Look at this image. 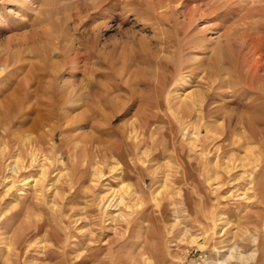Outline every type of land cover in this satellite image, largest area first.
Returning a JSON list of instances; mask_svg holds the SVG:
<instances>
[{
    "label": "rangeland",
    "instance_id": "374dc122",
    "mask_svg": "<svg viewBox=\"0 0 264 264\" xmlns=\"http://www.w3.org/2000/svg\"><path fill=\"white\" fill-rule=\"evenodd\" d=\"M179 1L0 0V264H264L259 192L214 179L245 138L264 167V0ZM12 115L7 134L35 139L27 173L5 171ZM122 187L144 213L131 225L99 202ZM244 193L239 223L225 211Z\"/></svg>",
    "mask_w": 264,
    "mask_h": 264
},
{
    "label": "bare ground",
    "instance_id": "6f19581e",
    "mask_svg": "<svg viewBox=\"0 0 264 264\" xmlns=\"http://www.w3.org/2000/svg\"><path fill=\"white\" fill-rule=\"evenodd\" d=\"M175 1V0H174ZM179 1V0H177ZM180 2V1H179ZM170 2H168L169 4ZM181 3V2H180ZM160 4V3H159ZM172 4V3H171ZM174 4V3H173ZM172 4V5H173ZM167 5V4H166ZM175 5H177L175 3ZM170 6V5H169ZM161 9V8H160ZM194 10V9H193ZM192 10V11H193ZM197 10V8H196ZM195 10V12H196ZM197 11H200V10H197ZM206 11V10H205ZM201 12V11H200ZM192 12H190L191 14ZM194 13V12H193ZM198 13V12H197ZM203 13V12H202ZM210 14V13H209ZM207 15V14H206ZM205 15V16H206ZM192 16V15H191ZM194 16V14H193ZM204 17V16H203ZM66 62L63 61L62 63H57L55 64V68L54 70L57 71V73H62L65 69V66H66ZM61 75V74H60ZM56 82L58 81V77H56ZM251 85V84H250ZM72 96V95H71ZM67 101L69 102L70 101V98L69 96L66 97ZM72 98V97H71ZM67 102V103H68ZM70 103V102H69ZM156 104V103H154ZM148 105V104H147ZM155 106H153L154 108ZM157 107V106H156ZM151 109V108H150ZM148 109V110H150ZM150 112V111H149ZM53 116V115H52ZM149 116V115H148ZM200 117V116H199ZM15 119V115H12L11 117H9V122L7 124L4 125V128H3V132L5 134L9 133L10 131V125H12V121ZM52 119V118H51ZM139 122V123H138ZM142 123V122H141ZM141 123L139 120H137V123L134 125V123H132L134 126L133 128H141ZM15 125V124H14ZM143 125V124H142ZM212 125H214L213 123L209 122V124L205 127L206 129V133L207 135L214 139V135H213V127ZM148 127V126H147ZM222 127V125H221ZM13 128V127H12ZM22 128V127H21ZM1 129V128H0ZM20 129V128H19ZM200 129V128H199ZM18 131V129H16ZM140 130V129H138ZM149 129H147L148 131ZM216 131V130H214ZM1 132V131H0ZM12 132V131H11ZM32 132H34V130H32ZM19 134V131L17 132ZM29 133V130L28 132ZM136 132H134L135 134ZM200 133H202V131L200 130ZM122 135L124 137H128L129 138V131H123L122 132ZM13 137V140H12V145L8 148L9 149V156H12L13 158V154L15 153L16 156L15 159L16 160H13V162L15 161V163H12V164H15L12 168L9 166L10 164H8V166L5 168L6 170L5 171H13L14 173H22V172H28L30 170V168L32 169L34 167V165L36 164V161H37V158L35 156V147H34V140L32 139L33 137L29 136V135H26V136H18L17 134H13L10 133V134H7V137ZM33 136V135H32ZM36 136V135H35ZM38 136V135H37ZM3 137V136H2ZM40 137V136H39ZM122 137V136H121ZM251 137V136H250ZM136 137H134L135 139ZM12 139V138H10ZM200 139V138H199ZM136 140V139H135ZM245 142H244V146L242 148H244V156L242 157H237L236 159H231L227 162H224L223 164H219L217 165L216 163V173L215 174V181H217V185L220 186L221 185V182H224L225 181H228V182H231L232 180H244L245 183L243 182V184L239 185L241 186L242 188L246 189L247 191H253V192H259V196H260V204H264V180L262 178V176H264V170H262L261 168H264L262 166L259 165V163H257V159L254 160V157L252 158L251 155L253 156L254 155V151L253 149L251 148V143L253 142H250L251 139L249 138H245L244 139ZM3 141V140H2ZM41 141V140H40ZM123 141V139H122ZM42 142V141H41ZM1 143V141H0ZM43 144V143H42ZM116 144V143H115ZM120 145H121V142H120ZM8 146V145H7ZM6 146V147H7ZM47 146V144H46ZM45 146V147H46ZM118 147L117 149H119L120 147L119 146H116ZM197 147V146H196ZM136 146H130L129 144H125L124 147L120 150V153H118L117 149H115V160H117V165L119 164V161L118 160H122L123 158H125V155H127V151L129 149H135ZM41 150V149H40ZM219 150V149H218ZM104 150H101V149H98L97 147L96 148H91V149H86V151H84V156H83V159L81 161V163L83 162V166L85 167V173L83 175H88L89 172L91 174V183H98L100 181V179L104 176L103 173H102V170H101V166L104 162L105 159H107L108 157V152H103ZM79 152V151H78ZM77 154V153H76ZM79 154V153H78ZM204 154V153H203ZM28 156L31 158V163L29 164V166L27 165H24L23 163L22 164H18L19 163V160L23 157V156ZM114 155V154H113ZM11 158V157H10ZM19 158V159H18ZM36 158V159H35ZM256 158V157H255ZM7 159V158H6ZM80 159V158H79ZM140 159V158H139ZM11 160V159H10ZM9 160V161H10ZM8 161V163H9ZM214 161V160H213ZM257 161V162H256ZM6 162V161H5ZM80 162V161H79ZM76 163V161H75ZM11 164V165H12ZM38 164H39V159H38ZM78 164V163H77ZM37 165V164H36ZM76 165V164H75ZM42 164L39 166L41 168V172H40V177L38 179H34L33 182L34 183V189L37 188V187H40L42 182L45 180V177L47 176V172H46V169H45V166H42ZM0 167L1 169H3V166L0 164ZM80 167V166H78ZM9 168V169H8ZM37 168V167H36ZM129 168V166H127V169ZM131 169V168H130ZM84 170V169H83ZM115 170H116V167H115ZM126 170V169H125ZM241 171V172H240ZM80 173V172H79ZM214 174L212 176H214ZM31 175V174H29ZM28 176V175H27ZM36 178V177H35ZM27 180V178L25 179ZM221 180V182H220ZM12 182V181H11ZM10 182V183H11ZM233 182V181H232ZM15 183L16 182H12V186H15ZM237 184V183H236ZM25 185V184H24ZM217 186V187H218ZM230 187H234V186H230ZM73 188V187H72ZM236 189V187H234ZM233 188V189H234ZM19 189V188H18ZM39 189V188H38ZM41 189H42V186H41ZM22 191V189H20ZM20 190H18L19 192H21ZM120 190V191H119ZM117 191L113 190L111 192H109L105 197H101L100 199V203H103L105 200V204H107L105 207H104V211H108L109 208H112L115 204L116 208L120 207L121 205L124 207V210L122 211V213L120 212L118 214L119 217H121L122 219H124L126 222H128V225H131L129 224L130 223V219L127 220V217H131L132 215H134V213H136V215L138 216H142L144 213H143V210L142 208H138L137 210L133 209V206H130V203H131V199L135 198L134 195L135 194H131V192L129 190H123V187H122V190L119 189ZM231 190V189H229ZM240 190V189H239ZM238 190V191H239ZM236 191V192H238ZM242 191V190H241ZM29 192V191H28ZM40 192V190H37L36 189V194ZM233 192V191H232ZM252 192V193H253ZM251 193V194H252ZM234 194V193H233ZM231 194V195H233ZM254 194V193H253ZM20 195L22 196V194L20 193ZM230 195V194H229ZM238 196H236V198L238 197L239 198V194H236ZM242 195V193H241ZM257 195V194H256ZM246 196V193H244L243 195V199H246V201H248L249 199L251 198H245ZM38 197V196H37ZM129 197V199H128ZM133 197V198H132ZM222 199V197H220ZM233 198V196H232ZM116 200L113 202V200ZM220 199V200H221ZM253 200V199H252ZM133 201V200H132ZM238 201V200H237ZM244 201V202H246ZM113 202V204H112ZM236 202V201H235ZM241 202V201H239ZM237 202V208L240 209V212H236L235 209H226L225 213L230 215L232 218L236 219L237 221H239V223L241 222V220H250L252 219L254 216V214L252 215V213L248 210V208L250 207V202L248 201V203H244L242 204L243 202H241V204ZM252 202V201H251ZM254 202V201H253ZM221 204V203H220ZM103 205V206H104ZM135 205V204H134ZM252 205V204H251ZM254 205V204H253ZM259 205V204H258ZM41 206V205H40ZM264 206V205H263ZM135 207V206H134ZM133 209V210H132ZM36 210V209H35ZM124 213V214H123ZM263 214V219H264V213ZM133 220V219H132ZM253 222V221H252ZM260 224V223H259ZM223 230V229H222ZM53 232V231H52ZM244 235V234H242ZM196 241H193V243L195 244ZM242 242V241H241ZM230 243V242H229ZM257 243V242H256ZM238 245V244H237ZM232 246V245H231ZM234 247V246H233ZM238 248V247H237ZM234 249V248H233ZM231 251V250H230ZM232 254V253H231ZM230 255V254H229ZM231 256V255H230Z\"/></svg>",
    "mask_w": 264,
    "mask_h": 264
}]
</instances>
